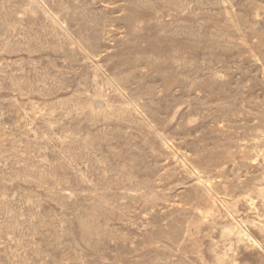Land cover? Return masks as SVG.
<instances>
[{
  "label": "rangeland",
  "instance_id": "rangeland-1",
  "mask_svg": "<svg viewBox=\"0 0 264 264\" xmlns=\"http://www.w3.org/2000/svg\"><path fill=\"white\" fill-rule=\"evenodd\" d=\"M0 264H264V0H0Z\"/></svg>",
  "mask_w": 264,
  "mask_h": 264
}]
</instances>
